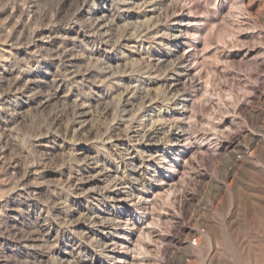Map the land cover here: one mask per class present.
<instances>
[{"label": "rangeland", "instance_id": "374dc122", "mask_svg": "<svg viewBox=\"0 0 264 264\" xmlns=\"http://www.w3.org/2000/svg\"><path fill=\"white\" fill-rule=\"evenodd\" d=\"M0 264H264V0H0Z\"/></svg>", "mask_w": 264, "mask_h": 264}]
</instances>
